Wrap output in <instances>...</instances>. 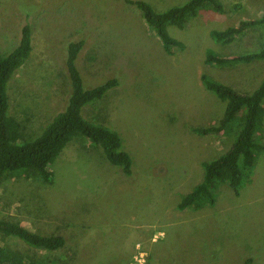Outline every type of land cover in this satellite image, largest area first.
Masks as SVG:
<instances>
[{
    "label": "rangeland",
    "instance_id": "obj_1",
    "mask_svg": "<svg viewBox=\"0 0 264 264\" xmlns=\"http://www.w3.org/2000/svg\"><path fill=\"white\" fill-rule=\"evenodd\" d=\"M125 1L0 0V52L16 44L22 26L30 28V53L6 91L9 117L22 137H35L65 106L70 93L66 47L82 40L74 60L82 87L109 79L116 86L83 106L80 115L114 131L131 160L125 176L99 147L77 136L49 166L50 183L7 176L0 183V219L41 235H60L64 246L41 253L1 235L0 243L17 256L60 264H133L138 252L145 264H242L246 259L264 264V154L237 193L222 183L211 206L176 209L180 196L200 181L201 162L217 157L231 141L191 132L217 125L224 109L203 89L200 76L245 94L264 77L259 60L227 68L204 63L209 52L230 57L259 51L261 28L228 44L215 42L210 33L254 19L264 0H220L222 13L202 11L183 30L167 27V35L182 44L171 55ZM142 1L157 12L185 0Z\"/></svg>",
    "mask_w": 264,
    "mask_h": 264
},
{
    "label": "trees",
    "instance_id": "obj_2",
    "mask_svg": "<svg viewBox=\"0 0 264 264\" xmlns=\"http://www.w3.org/2000/svg\"><path fill=\"white\" fill-rule=\"evenodd\" d=\"M125 3L139 11L140 17L168 55L181 50L182 44L167 35V27L183 30L200 12L220 14L223 10L220 0H185L157 12L142 0H126ZM252 28L262 30L263 41L259 51L230 57L209 52L205 54L204 63L227 68L254 60L264 62V7L254 19L239 20L222 31H211L210 36L217 43L228 44ZM82 45L83 41L78 40L66 47L64 65L70 93L65 106L54 113L39 134L31 139H24L20 127L9 117L6 94L9 78L30 53L29 26H22L19 39L7 53L0 52V183L7 176H34L50 183L52 173L49 166L64 146L77 136L99 147L109 164L118 167L125 176L130 175L131 160L122 149L119 136L80 115L83 106L99 100L107 90L116 86V81L109 79L90 89L82 87L74 66ZM200 83L203 89L224 103V109L217 125L193 128L191 132L198 136L221 134L231 141L217 157L201 162V179L189 192L180 196L176 204L179 211L211 206L216 185L222 183L237 193L241 182L248 179L256 158L264 154V77L249 94L236 92L205 75L200 76ZM0 235L19 240L41 253H56L64 246L60 235H41L3 219H0ZM250 262L246 259L242 264ZM0 264L60 263L46 257H20L0 243Z\"/></svg>",
    "mask_w": 264,
    "mask_h": 264
},
{
    "label": "built area",
    "instance_id": "obj_3",
    "mask_svg": "<svg viewBox=\"0 0 264 264\" xmlns=\"http://www.w3.org/2000/svg\"><path fill=\"white\" fill-rule=\"evenodd\" d=\"M139 251V250H138ZM141 252V251H140ZM133 264H145V261H144V254L141 252V253H137L135 254V257H134V262Z\"/></svg>",
    "mask_w": 264,
    "mask_h": 264
}]
</instances>
